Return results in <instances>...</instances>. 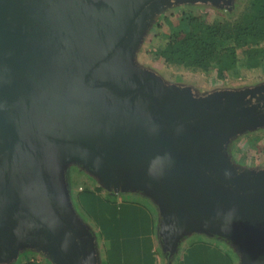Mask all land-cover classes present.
<instances>
[{"label": "water", "instance_id": "obj_1", "mask_svg": "<svg viewBox=\"0 0 264 264\" xmlns=\"http://www.w3.org/2000/svg\"><path fill=\"white\" fill-rule=\"evenodd\" d=\"M167 1L0 0V191H9L15 204L12 222L0 227V251L14 244L7 257L31 249L56 264L96 259L92 236L56 175L62 154L95 167L113 192L150 197L162 215L164 249L172 250L186 228L201 231L194 227L200 223L243 238L247 264L248 237L264 253V172H237L224 152V162L218 156L233 131L263 119L264 112L245 122L239 118L249 108L228 112L227 104L244 102L247 94L184 106L179 96L163 95L149 79L123 70L145 21ZM107 61V73L123 92L100 79L104 69L98 67ZM147 87L159 115L170 110L182 118L156 120L155 104L133 93H147ZM49 140L61 146L50 148L45 172L37 144ZM212 166L222 178L206 170ZM18 211L38 230L15 223ZM5 257L0 254L1 261Z\"/></svg>", "mask_w": 264, "mask_h": 264}, {"label": "rangeland", "instance_id": "obj_2", "mask_svg": "<svg viewBox=\"0 0 264 264\" xmlns=\"http://www.w3.org/2000/svg\"><path fill=\"white\" fill-rule=\"evenodd\" d=\"M89 2L90 0H87V4ZM247 2L248 0H168L165 3L167 4L165 7H161L152 18L145 21L138 34L135 47L131 49L130 54L122 61L123 70L130 76L149 79L163 95L175 94L179 96L182 99L181 105L184 106H186L187 101L202 100L203 97L208 96L216 98L219 95H226L230 99H234L240 95L254 96L264 93L263 68L246 70L242 67L239 70H235L234 74L224 79H219L213 69L207 73L193 72L183 67L166 65L156 55L158 47L173 29L188 27L185 21L181 22L183 14L189 16L201 15L207 20L216 17L234 20L244 10ZM232 133L231 137L223 144V150L222 148L221 151L219 149V158L223 162L227 159L237 172L248 169L253 171L254 174L259 173L261 175L264 172V118L247 124L242 129H237V131L235 130ZM217 136L223 137V134H218ZM222 152L226 155L225 159H222ZM87 165L75 156L62 154L56 158L55 171L61 182L60 184H62V189L70 195L74 212L92 236L96 249V259L91 260L89 264H106L104 254L106 252L107 239L105 240L104 238V242L102 241V237L106 236V234L101 235L100 230H98L99 226L95 222L91 211L85 210L83 205L75 202L76 200L73 197V199L71 198V192L74 191L75 193L76 190L82 189V187L96 188L95 192L110 202H116V195L113 194V188L109 184L106 185L104 180L98 177L97 169L88 163ZM138 193L134 195L126 192L121 195V198L141 204L153 215L155 218L154 231L158 242V250L161 253L162 249L167 246L163 236H160L159 233V223L162 215L160 211L156 213L155 206L157 205L150 197L141 192ZM194 225L196 228L200 227L201 231L186 228L185 234L183 233L177 238L176 246L173 247L175 253L199 236L201 239L207 238L206 240H210L215 245L226 250L230 256H233L235 264H247L246 246L242 240L243 238L239 235L216 228H201L200 223H195ZM166 229L164 228V232ZM206 232L213 234H207ZM179 233L180 231L177 235ZM13 247V243H8L4 251H0V254L4 257L6 256L4 259L7 260H0V264H15L16 261L22 262L21 264L26 262L27 264H56L52 258H48L45 254L31 249H20L16 256L12 254L11 257H7L10 254V248ZM168 250L170 255L173 254L171 248Z\"/></svg>", "mask_w": 264, "mask_h": 264}, {"label": "trees", "instance_id": "obj_3", "mask_svg": "<svg viewBox=\"0 0 264 264\" xmlns=\"http://www.w3.org/2000/svg\"><path fill=\"white\" fill-rule=\"evenodd\" d=\"M181 19L188 27L173 29L157 49L156 55L164 64L193 72L207 73L213 69L219 79L234 74L242 67L246 70L264 69V0H248L244 10L234 20L224 17L207 20L201 15L186 14ZM95 190L82 187L81 191H72L71 198L91 211L101 235L106 234L104 238L107 239L106 246H109L113 235L123 233L126 219L122 214L114 213V209L122 207L121 204L107 201ZM114 217L117 225L113 224ZM103 218L107 219V223L102 221ZM206 239L198 236L196 240L213 243Z\"/></svg>", "mask_w": 264, "mask_h": 264}, {"label": "crops", "instance_id": "obj_4", "mask_svg": "<svg viewBox=\"0 0 264 264\" xmlns=\"http://www.w3.org/2000/svg\"><path fill=\"white\" fill-rule=\"evenodd\" d=\"M123 193L126 192L118 191L113 194L116 195L115 203L122 205L119 210L114 209V213L118 212L126 219L124 231L119 236L113 235V242L105 246L106 264H235L233 256H230L226 250L214 243L197 240L187 244L177 253L173 249L171 255L168 249H162L160 253L154 231L155 218L141 204L123 200L121 198ZM130 193L139 194L138 192ZM155 210L159 213L157 206ZM104 220L107 223V219L103 218L102 221ZM94 224L96 225L95 222ZM113 224L117 225L115 217ZM102 241L104 242V237Z\"/></svg>", "mask_w": 264, "mask_h": 264}, {"label": "flooded vegetation", "instance_id": "obj_5", "mask_svg": "<svg viewBox=\"0 0 264 264\" xmlns=\"http://www.w3.org/2000/svg\"><path fill=\"white\" fill-rule=\"evenodd\" d=\"M109 62L110 61H107L104 65H101L98 67L100 69L101 68L104 69V74L102 75V77L100 79H102L103 81L109 82L107 84V87H109L110 89H112V90H119L120 89V91L123 92L122 86L119 85L118 80H115L113 78V76H111V75H109V73H107L106 65ZM101 86H104V84H102ZM133 88H135V87H133ZM133 91H134L133 93H136V94H138V92H141V94H143L144 97L148 98L149 101L153 103V105L155 104L154 105L155 111H153V116L155 117L156 120L163 121V122L164 121L175 122V121H179L182 118L180 115L174 114L170 110L169 111H161V113L159 115L157 110L160 109V106L158 105L157 100L151 99L149 97L152 95L151 88L147 87V91H146L147 93H144L141 90L139 91L138 89H134ZM246 107L249 108V110L245 113L244 116L239 118L240 122L244 121L243 120L244 118H252V117L260 116L264 112V93H260V94H256L255 96H251L246 101L240 102L238 104H227L225 108L228 110V112L231 113L235 110H240V109L246 108ZM209 137L208 138H202V140L206 141L209 139ZM52 146L60 147L61 145H60V142H55L52 140L42 141V142L37 144V149H38L37 151H39V153H40L41 162L43 164V168H44L45 172L47 171L48 162H49V155H50V148H52ZM206 170L209 173H211L212 175L216 176L217 178L223 177L222 173L215 166H212L211 168L206 167ZM223 180L226 182H231V180L228 178H224ZM10 203H12V196H11V194H9V191H7L5 189L1 190L0 191V227H3L2 225H4V223L8 224V223L12 222V214H10V212H12V211L10 209H15V207H13L15 204L13 205ZM6 204H8V206L4 207ZM15 223H17L18 225L21 224V226L34 228L35 230H38L37 223L32 218H29V216L27 214L22 213L21 211H18L17 221H15ZM79 242H80V240H79ZM247 244H249V248L252 249V256H251L250 264H264V253L258 252V248H257L255 240L248 237ZM81 245H82V249L80 248ZM79 248L81 249L82 253L85 252L84 243L80 242ZM82 258L84 259L83 256H82Z\"/></svg>", "mask_w": 264, "mask_h": 264}]
</instances>
